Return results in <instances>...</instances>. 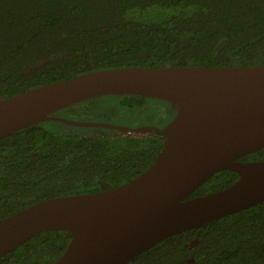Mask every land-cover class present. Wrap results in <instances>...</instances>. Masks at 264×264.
I'll return each mask as SVG.
<instances>
[{
    "label": "trees",
    "instance_id": "trees-1",
    "mask_svg": "<svg viewBox=\"0 0 264 264\" xmlns=\"http://www.w3.org/2000/svg\"><path fill=\"white\" fill-rule=\"evenodd\" d=\"M184 65H264V0H0V99L93 70ZM100 98L77 111L98 113L104 99L135 111L146 100ZM161 146L58 121L27 126L0 139V219L47 198L125 183ZM260 159L264 148L238 158ZM237 178L221 170L188 198ZM70 238L42 231L0 264H51ZM125 264H264V201L168 237Z\"/></svg>",
    "mask_w": 264,
    "mask_h": 264
},
{
    "label": "water",
    "instance_id": "water-1",
    "mask_svg": "<svg viewBox=\"0 0 264 264\" xmlns=\"http://www.w3.org/2000/svg\"><path fill=\"white\" fill-rule=\"evenodd\" d=\"M136 95L170 103L152 163L129 181L102 191L61 195L0 219V256L42 231L70 241L51 264H125L156 243L264 201V159L238 160L264 148V65L115 67L93 70L0 99V139L27 126L58 121L72 127L145 133L157 128L83 121L61 109L102 96ZM221 170L230 185L188 196Z\"/></svg>",
    "mask_w": 264,
    "mask_h": 264
},
{
    "label": "rangeland",
    "instance_id": "rangeland-1",
    "mask_svg": "<svg viewBox=\"0 0 264 264\" xmlns=\"http://www.w3.org/2000/svg\"><path fill=\"white\" fill-rule=\"evenodd\" d=\"M99 99H101L100 97H98ZM148 100H146L142 106V111H144V109L146 108V112H143L142 114H140V110L134 111L127 109V112L130 111V113H132V118H130L129 116L125 115V111H119L117 109L114 108H109L110 104H111V99H104L103 102L101 101V103H103L104 105H106V107H102L105 109L100 110V112H89V111H77V107L79 105V103L77 105H74L72 107H67L64 109H61L60 111L57 112V115L64 117V118H68V119H75V120H83V121H104V122H112V123H116V124H127L128 122L134 123L136 125H139L140 123H146L147 120L145 118L148 119V117H152L155 118L154 120L159 121V123H161V118H165L168 115L169 112H173L174 109L176 111V108H174L173 105H171L168 102H165L163 100H159V99H154V98H147ZM97 100V99H96ZM95 100H92L91 102H94ZM102 106V104H101ZM153 113V115H152ZM114 115V116H113ZM148 116V117H145ZM131 120V121H130Z\"/></svg>",
    "mask_w": 264,
    "mask_h": 264
},
{
    "label": "flooded vegetation",
    "instance_id": "flooded-vegetation-1",
    "mask_svg": "<svg viewBox=\"0 0 264 264\" xmlns=\"http://www.w3.org/2000/svg\"><path fill=\"white\" fill-rule=\"evenodd\" d=\"M146 100H148V99L146 98ZM119 111H123V110H119ZM124 111H125V113H124L125 115L129 116L130 118L133 117L132 116V113H130V111L127 112V109L124 110ZM135 111H137V110H135ZM132 112H134V111H132ZM143 112H146V108L144 109V111H142V109L140 110V114H142ZM167 112H169V113L166 116V119L165 118H161V120H160L161 123H159V121L154 120L155 118L145 116V117H148V119L145 118L147 120L146 123H140L139 125H136V124L131 123V122H128L127 124H118V125H122V126H130V127H137V126L149 125V126H153V127L157 128L155 130H151L150 132H145V133H129L127 131L108 130V133L109 134H112V135H119V136H122V137H124V136L135 137V138L152 137V138H157V139H159L162 142L163 141V134L160 132V129H162L173 118V116L175 114V109H174L173 112H170V111H167ZM152 115H153V113H152ZM80 132L82 134H87V133H93V134H95V133H97L96 131H89V132L88 131L87 132L86 131L85 132L84 131H80Z\"/></svg>",
    "mask_w": 264,
    "mask_h": 264
}]
</instances>
